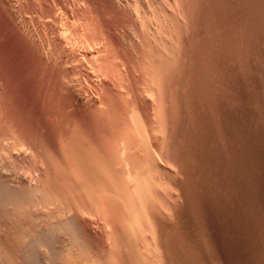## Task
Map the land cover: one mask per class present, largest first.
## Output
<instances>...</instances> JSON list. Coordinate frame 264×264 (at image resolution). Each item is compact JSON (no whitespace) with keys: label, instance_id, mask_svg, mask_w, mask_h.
<instances>
[{"label":"bare ground","instance_id":"1","mask_svg":"<svg viewBox=\"0 0 264 264\" xmlns=\"http://www.w3.org/2000/svg\"><path fill=\"white\" fill-rule=\"evenodd\" d=\"M206 1L209 2V0ZM149 2L150 0H0V264H187L188 257L194 258L193 260L190 259L191 264H229L227 257H224L225 251L221 253L223 247L227 248L225 244L224 246L222 245L225 242L219 246V241L217 242L219 239L216 240V236L214 237V224L218 216L214 214L216 211L214 213L212 211L213 186L220 179L216 177L217 181H214L216 180L214 179V173L216 169H219L217 167L226 169V166L221 167L223 164L218 166L216 163L217 167H215L214 162L217 161L215 158L218 155H215L216 150L213 152L211 149H205L206 152L204 154L206 156L203 154L199 158L201 154L199 149L203 143H200L201 140L198 142L199 131L202 129H199L198 123L201 119L198 118L199 121H197L200 113L199 109H201L199 106L201 103L199 96L201 94L199 95L200 90L197 86L205 81H203L204 77L206 78L207 76V79H211V77L209 75L205 76L203 72L205 69L201 71L202 69L199 68L198 64L202 63L204 56L201 58L197 51L196 54L193 53L192 59H194V62L191 63L195 66L194 68L190 66L193 68L191 69L189 65L188 67L185 64L183 66L181 64V62L184 63L183 61L179 62L182 53H179V50L175 48L176 46L174 48L177 51L170 46L169 39V42H167L169 43L167 44L168 47L165 50V46L161 47L164 44L162 42L161 46H159L161 48L152 47L153 45H150L147 38L148 34L144 36L132 35V32L135 31L137 25L142 21L141 18H143V25L148 22L146 19L150 18L148 15L152 13L147 15L149 9L146 7L154 5L152 3L150 5ZM235 3L232 4L235 6ZM191 4L189 3V5ZM159 5H156V7H160L162 10L166 9V7L162 6L163 4ZM189 5L186 6L190 7ZM262 5L264 6V4ZM182 7L184 10L178 9V13L179 10H183L184 14H186V10L188 11L189 8L187 9L184 5ZM194 7L196 8L195 5ZM152 8L154 7L152 6ZM152 8L150 10H153ZM193 8H190L192 10L189 11H193ZM221 8L223 7L221 6ZM172 10L168 9L167 11H170L171 14ZM214 10L212 9L211 13ZM249 10L251 11V9ZM195 11L197 12L196 9ZM198 12L197 15L194 13L193 17L195 15L198 17L197 19H201L203 16L202 19H205L207 13L203 15L202 10ZM236 12L239 11L237 10ZM187 14L191 15L192 13L188 12ZM155 16L151 19H155ZM235 16H232V18L235 19ZM238 16L237 14L236 18ZM161 17H163L162 14ZM185 17L188 18L189 16ZM206 18L211 19L209 16H206ZM162 19L160 18L159 28L163 25ZM165 19L167 18L164 17ZM193 19L197 20L196 17ZM193 19L191 18V20ZM252 19L254 20V18ZM168 21L170 20L168 19ZM209 21L212 24L211 20ZM172 24L175 23L173 22ZM153 26L155 27V25ZM174 26L175 28L177 27V25ZM195 26L197 25L194 24ZM245 27L246 25H244L243 30ZM146 28L152 32L148 25ZM192 29L194 30L193 27ZM213 30L215 31L216 29L214 28ZM213 30L208 32L210 33L211 31L212 33ZM191 31L190 33L193 34ZM245 31L247 32V28ZM258 31H260L259 28ZM138 32L136 31V33ZM152 34L151 36H154ZM177 34H175L177 37L174 39L178 40L176 42H178L177 47H179L180 45L178 46V44L185 42L187 39H184L186 35L183 38L180 36L181 34ZM155 36L157 37L155 40H162L163 38V35ZM171 37L174 40L173 36ZM216 37L214 36V38ZM221 44L225 43L222 42ZM180 48L182 47L180 46ZM218 50V52H215L216 55L212 54L213 60L219 61L228 54L227 49L222 50L219 47ZM233 58H237V56ZM233 60L235 61V59ZM241 60L237 61L239 62L238 65ZM224 61L218 65L213 62L215 68L218 67L221 71L225 68L228 79H231L228 82V87H226V83L222 85L223 87L231 90L236 87V90L233 91H240L239 87L241 85L245 87L251 86L250 81L252 82V80L239 81L238 83V80H240L239 76L237 75V78L232 76L235 70L227 66V60ZM170 65L172 67H169ZM225 65L227 68L224 67ZM209 67L208 69L205 68L212 72L210 68L213 67ZM235 67L237 71V66ZM243 69L245 68L243 67ZM244 72L242 73L246 76L247 74ZM222 75L224 74L222 73ZM255 77L259 78L258 76ZM189 78L194 79L196 87L194 84L190 85L188 83ZM245 78L246 80L248 79L247 76ZM242 79L244 80V78ZM225 81L227 80L225 79ZM255 81L259 82L254 80V83ZM233 82L236 86L231 87ZM222 83L224 82L222 81ZM211 84L214 86V82ZM261 84L264 85L261 82L255 86L259 88ZM184 85H187L189 90L196 92L193 93L196 96L195 98L187 101L188 98L185 99L187 94L184 97L182 96L181 87ZM257 87L256 89H258ZM211 89L213 92V88ZM242 92L244 91H241V93L236 92L234 95V98L236 97L242 103L240 105L241 108L247 107L250 103L249 101H251L248 99L249 103H245L242 98L245 92L243 94ZM211 95V99H209L211 101L205 103V109L208 108L210 111L205 112L208 114L205 117L210 125H214L216 124V118L215 112L212 113V107L214 108L216 104L215 101L217 99L215 98H223V96L219 95L216 97L214 93ZM226 100L222 101L225 105L222 108L220 107L222 110L225 108L228 112L223 125L230 122L231 127H235V122L231 121L232 113H230L235 109L232 110L233 107H229ZM218 102L223 105L221 101ZM259 108L262 110L258 109L256 110L258 113L255 112L258 116L260 113H264L262 112L264 107ZM205 109L204 111H206ZM245 110L248 111L249 107ZM253 110L250 112L251 115L254 114ZM257 115L254 117L256 118ZM205 117L202 118L204 119ZM242 117L240 120H242ZM252 117L249 116L248 119ZM248 119L246 118V120ZM251 120L250 122H252ZM250 122L249 124H252ZM249 124L246 122L245 126ZM245 126L242 127L241 122L240 126L236 128L240 129ZM245 128L247 130V126ZM263 129L261 128V130ZM261 130V133L264 132V130ZM206 134L208 133L206 132ZM213 134L215 135L214 132ZM238 134L237 132L234 135ZM209 135L211 136V134ZM258 135L260 134L258 133ZM233 136L230 137L233 138ZM183 137L187 144H184L186 146L181 148L182 143L180 144V142H182ZM214 137L212 138L214 139ZM247 138L245 140H248ZM256 138L261 137H255V143L260 140ZM227 140L229 141V139ZM245 140L243 139V142ZM205 142V144L208 143L207 140ZM222 144L224 145V142ZM253 145L256 147L255 144ZM258 145L263 147L264 144L260 141ZM217 149L219 150V148ZM259 151L256 161H260L261 167L258 169L259 173H257V176L258 178L263 177L260 180V182H263L264 148H260ZM202 157L207 159H205V163L202 161L204 165H200L199 162ZM223 161L225 165H229L231 164L229 162H232L229 161L225 153ZM256 161L255 163H257ZM260 163H257V167ZM250 164V169H252V163ZM255 165L253 164V167ZM225 169H223L222 173L227 174V171L231 170L226 169L227 171H224ZM203 171L209 177V181H205L207 186H204L205 182L201 180L203 177L200 172ZM224 175H221V177H224ZM231 178H233L231 180L233 184L240 182L238 175H235V178L234 176ZM258 178L255 179L258 180ZM241 180L246 181L245 178ZM252 180L251 183L253 182ZM229 182L226 183L229 184ZM258 183L256 182L254 186H257ZM245 184L243 183L244 186ZM252 186H248L249 189ZM216 187H214V194ZM219 187H217L218 190H221V187ZM230 187L227 184L223 186V188L231 189V191L227 189L228 191L226 192L231 193V195H227H229L233 205H238L239 199L234 197L233 189ZM234 188L237 187L235 186ZM226 192L222 194L224 198L227 197ZM239 192L236 194L238 195ZM256 192H259V190ZM256 192L255 194H257ZM236 194L235 196H237ZM257 195H254L255 199L251 197L249 200L252 203L254 200V202L257 200L259 202L260 199ZM261 195L264 198V194ZM256 197L258 198L257 200ZM217 198L219 197L217 196ZM263 198H261L262 201H264ZM247 199L246 201L245 198L243 200L247 202ZM248 202L250 203V201ZM229 205H224V210ZM251 205L253 206V204ZM247 206L249 205L247 204ZM222 207L223 205L220 208ZM246 207H244V211L248 209H245ZM250 207L249 209L253 208ZM255 208L258 207L255 206ZM255 208L254 211L257 210ZM260 208L263 207H259L258 210ZM237 209L234 208V210ZM232 210L230 209V211ZM240 210L241 212L243 211L242 209ZM238 213L237 211L236 214ZM249 213L248 211L247 214ZM259 213L261 214V212ZM259 213L257 215L261 216L264 212L261 215ZM229 214L233 215L230 212ZM257 215L253 216L256 217ZM242 216L241 218L244 219L245 215ZM253 216H248V218ZM242 219L240 220L242 221ZM254 219L251 218V221ZM263 220L260 219L259 221L262 222ZM244 221L241 222L242 226L246 222ZM257 221L256 223L253 222L257 224ZM253 222L245 225L254 224ZM240 224H238V227ZM256 226L254 225L253 227ZM248 229L249 231L252 230ZM255 229L253 228V230ZM257 229L255 233L258 232ZM223 233L219 231V234ZM238 233L236 232L235 234L237 235ZM251 233L253 232L251 231ZM232 237L234 240V235ZM226 240L228 242L231 241L229 236ZM237 242L240 244L239 240ZM203 243L205 244L204 249L201 248L204 245ZM253 244L255 242L252 244L248 243L250 248H252L250 250L252 254L254 253ZM243 245L242 247L240 246L241 249ZM259 246L261 247V245ZM214 247L219 248H216L220 252L217 256L214 252ZM228 248L230 249V246ZM232 248L231 246V250ZM234 248L236 250L237 247ZM235 250L234 253L238 252V249L237 251ZM262 252L260 251V253ZM231 253L229 252L230 255ZM197 254V257L201 255L202 259L199 258L196 261L198 259L196 257ZM238 256V260L231 261L232 264H246V258ZM183 261L185 262L183 263ZM261 261L259 260L258 264L263 263V259ZM251 264L255 263L251 262Z\"/></svg>","mask_w":264,"mask_h":264},{"label":"rangeland","instance_id":"2","mask_svg":"<svg viewBox=\"0 0 264 264\" xmlns=\"http://www.w3.org/2000/svg\"><path fill=\"white\" fill-rule=\"evenodd\" d=\"M156 3H154V2ZM157 0H150V5H151V3L152 4H154V5H151V7L150 6H148V7H146L147 9H149L148 11H147V15L148 14H151V15H148V17H150V18H147L146 20H148V22H146L147 23V25L149 26V29L150 30H152V32H154V34H152V32L151 31H148V28H146L147 27V25H146V23H144V25H143V18H141L142 19V21L137 25V27H143V28H140V30H139V28H137L136 27V29H135V31L134 32H132V35H138V36H144V35H146V34H148V41L150 42V45L152 46V47H154V48H163L164 46V49L166 50V48L168 47L167 46V44H169L170 43V46H172V48L174 49V50H176L177 51V49L179 50V53H182V56H180V58H179V62H181V61H183L184 63H182L181 62V64L184 66V64L188 67V65H189V67L191 66H193V68H194V64L193 63H191V62H194V59H192V57H193V53L194 54H196L197 52H198V54L201 56V58L204 56V58L202 59V63L200 64H198L199 65V68L200 69H202L201 71H203V69H205V70H207L208 69V67L210 66V67H213V68H210L211 69V71L212 72H210V71H203L204 73H205V76L206 75H209L210 77H211V79L209 80V79H207V76H206V78L204 77V79H203V81L204 82H201L200 84H199V86H197L198 87V89L200 90L199 91V98H200V100H201V103H200V108L201 109H199L200 110V113L198 114V117H197V121H199V119H201L198 123H199V129L201 128L202 130L201 131H199L200 133H199V137H198V142H199V140H201V142L200 143H203L202 144V147H200V146H198V147H200V149L199 150H201L199 153H201L200 154V156H199V158L201 157V156H203V154L206 152L205 151V149L206 150H209V149H211V150H213V152L216 150L217 152L215 153V155H217V158H215V160H217L216 162H214L215 163V167H217L216 166V163H217V165L219 166L220 164L222 165L221 167H225L226 166V169L227 170H229V169H231L232 170V167H233V170L231 171H227L225 168H222V169H220V167H217V168H219L220 169V172L222 173L223 172V169H225L224 171H227V174L226 173H220L219 172V169L217 170L216 168V170H215V173H214V179H216V177L217 178H220L219 180H220V182L218 183V181H217V179L216 180H214V181H217V184H216V182H215V184H214V186H213V191H212V193H213V209H212V211H213V213L215 214V216H218L219 218H220V220H222V221H220V220H218L219 218L217 217V219H215V224H214V227H215V230H214V237L216 236V240L217 239H219V240H217V242H218V244H219V246H221V243H223V242H225V243H223L222 245L224 246V244H225V246L228 248V246H230V249L228 250L227 248H224L223 246V248L222 247H220V248H222L221 249V253L223 252V251H225V255H224V257H227V259H228V263L230 264H232V262L231 261H234L235 259H237V257H239L238 255H240V256H242V257H244V258H246L245 260H246V264H248L249 262V264H251V262L252 263H255V264H258V262H259V260L261 261L262 259H263V263H259V264H264V236H263V234H264V223H263V212H264V201H262L261 200V198H263L262 197V195L261 194H264L263 192L264 191H262L263 189H264V185H263V183H264V181L262 182H260V180L263 178H261L260 176V178H258V176H257V173H259V167H261V163H260V161H256L257 159H258V152H260L259 151V149L260 148H264V145H263V147L262 146H259L258 145V143L260 144V141H261V143L262 144H264L263 142H264V135L263 136H261L262 134H264V132H260V130H261V128L263 129L264 128V113H260L259 114V116L256 114V113H258V111H256V110H258V109H260V110H262L261 108H259V107H264V103L262 104V102L264 101V85L263 84H261V85H259L260 87L258 88L257 86H255L256 84L258 85V84H260L261 82L262 83H264V6L262 5V4H264V2H261V1H264V0H227V3H226V0L224 1V0H213V1H211V0H209V2H207L206 0H201V1H199V0H195L194 2L196 3H194L193 2V0H183L185 3H186V5L188 6L189 5V3L191 4V3H193V4H191V5H189L190 7H187L186 5H185V3L183 4V1L181 2L180 0H158L157 2H156ZM163 1H164V3H163ZM197 1H198V3H197ZM211 1V2H210ZM241 1V2H240ZM243 1V2H242ZM158 2H159V4L160 5H162V6H164V7H166V9L168 10H172V12H171V14H170V11L168 12L165 8V10L163 9H161L160 7H156V5L158 6L159 4H158ZM206 2V3H205ZM219 3V4H217V3ZM229 2V3H228ZM237 4H236V3ZM258 2V3H257ZM261 2V3H260ZM171 3V4H170ZM201 5H200V4ZM209 5H208V4ZM222 3V4H221ZM232 3H235V6H234V4H232ZM248 3V4H247ZM251 5H254V6H251ZM203 4V5H202ZM216 4H217V7H216ZM232 4V6L231 7H229V5H231ZM245 4V5H244ZM258 4H260L259 6H258ZM148 5V4H147ZM159 5V6H160ZM179 5H180V7H182L183 5H184V7H186L187 9H188V11L186 10V14H184L185 12L183 11L184 10V8L182 7V8H180L179 7ZM194 5L196 6V8L194 7ZM205 5V6H204ZM207 5V6H206ZM152 6L155 8H152ZM177 6V7H176ZM198 6H199V9H198ZM201 6H203V8H201ZM221 6L223 7V8H221ZM179 7V8H178ZM194 7V8H193ZM214 7V8H213ZM215 7H216V9H215ZM227 7H229V8H227ZM236 7H238V8H236ZM241 7H243V8H241ZM247 7V8H246ZM254 7H256V8H254ZM259 7V8H258ZM262 7V8H261ZM150 8H152L153 10H150ZM157 8V9H156ZM172 8V9H171ZM190 8H193L194 10L193 11H189V10H192V9H190ZM201 8V9H200ZM211 8V9H210ZM220 8V9H219ZM229 9V10H227V9ZM233 8H235V9H233ZM178 9H183V10H179V13H178ZM195 9L197 10V12H198V10H199V12L202 10L203 12H202V14L203 15H205L206 13H207V15H205V19H202L203 18V16H202V20L199 18V19H197L198 17L197 16H195V15H197V12L195 11ZM207 9V10H206ZM212 9L214 10L212 13H211V11H212ZM224 10V11H222V10ZM249 9H251V11H252V13L250 14V10ZM157 10H160V11H157ZM210 10V11H209ZM218 10H221V11H218ZM239 11V12H236V11ZM149 11H150V13H149ZM175 11H177V12H175ZM195 11V12H194ZM204 11H205V13H204ZM209 11V12H208ZM216 11H218V12H216ZM229 11V13H227ZM258 11H259V13H258ZM263 11V12H262ZM159 12H161V13H159ZM181 12V13H180ZM192 13L191 15H189V14H187V13ZM198 12V13H199ZM230 12H232V14H230ZM254 12V13H253ZM155 13V14H154ZM158 15H157V14ZM167 13H169V14H167ZM174 13H176L175 15H173ZM195 13V15H194V17H193V14ZM211 13V15H209ZM217 13V14H216ZM223 13V14H222ZM235 13V14H234ZM153 14H154V16L155 15H157V16H159L158 18H157V16H155V19H151L152 17H154L153 16ZM161 14H162V16L163 17H161ZM165 16H164V15ZM180 14V15H179ZM222 14V15H221ZM224 14H225V16H224ZM228 14V15H227ZM231 15V17H230V15ZM237 14L239 15L237 18H236V16H237ZM257 16H256V15ZM261 14V15H260ZM262 14H263V16H262ZM171 15H173L171 18H169ZM189 16V17H191L192 19L193 18H195L196 17V19L197 20H191V18H187V17H185V16ZM214 17H213V16ZM218 15V16H217ZM234 15H236L235 16V19L234 18H232V16L234 17ZM254 15H255V17H254ZM167 16V17H166ZM181 16V17H180ZM184 16V17H183ZM206 16H209V17H211V19L210 18H208L209 20H211V22H212V24L210 23V21L206 18ZM249 16V17H248ZM262 16V17H261ZM164 17L165 18H167V19H165L166 20V22H168L167 24H166V22H164L165 20H164ZM213 17V18H212ZM216 17V18H215ZM157 18V19H156ZM160 18L162 19V24L163 25H161V27L159 28L158 27V25L160 26V23H161V20H160ZM178 18V19H177ZM182 18V19H181ZM186 18H187V20H189V21H187L186 20ZM222 18H224V19H221ZM252 18H254V20L252 19ZM257 18H258V20H257ZM140 19V20H141ZM168 19L170 20V21H168ZM177 19V20H176ZM234 21H233V20ZM158 20H159V22H158ZM164 20V21H163ZM174 20V21H173ZM213 20H215L214 22H213ZM219 20V21H218ZM229 22H228V21ZM232 20V21H231ZM248 20V21H247ZM259 21V22H257V21ZM194 21H196V22H194ZM227 21V22H226ZM247 21V22H246ZM175 23V24H172V23ZM176 22H177V24H176ZM191 22V23H190ZM193 22V23H192ZM201 22H202V27H201ZM205 22V23H204ZM226 22V23H225ZM141 23H142V25H141ZM183 23V24H182ZM198 23V24H197ZM215 23V24H214ZM228 23V24H227ZM248 23V24H247ZM254 23V24H253ZM257 23H258V25H257ZM164 24H166V25H164ZM172 24V25H171ZM194 24L195 25H197L198 26V30H197V26H195L194 27ZM200 24V25H199ZM212 25V27H211V25ZM222 24H223V26H222ZM259 24H262V25H260L259 26ZM141 25V26H140ZM153 25H155V27L153 26ZM174 25H177V27L175 28V26ZM215 25V26H214ZM219 27H217V26ZM225 25V26H224ZM233 25V26H232ZM242 25H243V27H244V25H246V27H245V29L247 28V32L245 31V29L243 30V27H242ZM252 25V26H251ZM253 25H255V26H253ZM145 26V27H144ZM164 26H165V28H164ZM167 26V27H166ZM174 26V27H173ZM180 26V27H179ZM200 26V27H199ZM214 26V27H213ZM235 26V27H234ZM249 26V27H248ZM257 26V27H256ZM261 26H263V27H261ZM157 27V28H156ZM169 27V28H168ZM179 27V28H178ZM183 27V28H182ZM190 29H189V28ZM192 27L194 28V30L196 29V31H194L193 29H192ZM225 27H227V28H225ZM240 28V29H238V28ZM161 28H163V30H161ZM216 29L215 31L213 30V29ZM231 28H233V29H231ZM242 28V29H241ZM258 28L260 29V31H258L257 32V30H258ZM143 30V32H142V30ZM171 29H174V30H171ZM185 29V30H184ZM187 29V30H186ZM225 29V30H224ZM253 29V30H252ZM261 29H262V31H261ZM154 30V31H153ZM175 30H178V31H175ZM190 30H192L191 32H193V34L192 33H190ZM207 30V31H206ZM209 30H213L212 31V33H211V31H210V33L208 32ZM221 30V31H220ZM227 30V31H226ZM238 30V31H237ZM243 30V31H242ZM249 30V31H248ZM136 31L139 33H136ZM175 31V32H174ZM182 31V32H181ZM186 31V32H185ZM202 31H204V32H202ZM217 31V32H216ZM237 31V33H235ZM239 31H241V32H239ZM147 32V33H146ZM150 32V33H149ZM160 34H159V33ZM166 32V33H165ZM169 32V33H168ZM180 32V33H179ZM216 32V33H215ZM222 32H223V34H222ZM143 33V34H142ZM158 33V34H157ZM181 34L180 36H182L183 38L185 37V35H186V37L184 38V39H187L185 42H180L179 44H178V46L180 45L182 48H180V46L179 47H177V43L178 42H176V41H178V40H175L176 39V35L175 34ZM190 36V38H189V36L187 35V34ZM207 33H209V34H207ZM215 33V34H214ZM238 33H240V34H238ZM255 33V34H254ZM258 33H260V34H258ZM149 34H150V36H149ZM151 34L152 35H154V36H151ZM170 34H171V36H173V39L174 40H172V37L170 36ZM177 34V35H178ZM191 34H192V36H191ZM229 34H231V35H229ZM254 34V35H253ZM155 35H163V38H162V40H160V39H158V40H160V41H158V40H155L157 37L155 36ZM165 35H166V37H165ZM169 35V37H167ZM208 35V36H207ZM212 37H211V36ZM258 35V36H257ZM260 35H261V37H260ZM214 36L216 37V38H214ZM220 37V39H219V37ZM263 36V37H262ZM152 37H154V38H152ZM165 37V38H164ZM171 37V38H170ZM179 37V36H178ZM253 37V38H252ZM194 38H196V39H194ZM209 38V39H208ZM249 38H251V39H249ZM256 38V39H255ZM137 39V38H136ZM151 39H154V40H151ZM165 39V40H164ZM168 39H169V41H168ZM193 39V40H192ZM214 39V40H213ZM171 40H172V43H171ZM198 40V41H197ZM213 40V41H212ZM156 41V42H155ZM164 41V42H163ZM166 41V42H165ZM226 41V42H225ZM229 41H230V43H229ZM258 41V42H257ZM154 42V43H153ZM161 42L162 43H164L162 46H161ZM167 42H169V43H167ZM198 42H202V43H198ZM209 42V43H208ZM220 42V43H219ZM225 43V44H223L224 45V47H222L223 45L221 44V43ZM245 42V43H244ZM262 42V43H261ZM176 43V44H175ZM184 43H185V45H184ZM214 43V44H213ZM219 43V44H218ZM250 43V44H249ZM155 44V45H154ZM157 44H159V45H157ZM200 45V46H198V45ZM201 44H203L202 46H201ZM221 44V45H220ZM229 44V45H228ZM205 45H206V47H207V49H206V47H205ZM210 45V46H209ZM212 45V46H211ZM219 45V46H218ZM156 46V47H155ZM159 46H161V47H159ZM176 46V47H175ZM177 48V49H175V48ZM208 47H210L211 48V50L212 49H214V50H210V48H208ZM217 47V48H216ZM219 47H221V49L222 50H225V49H227L226 51H227V55H226V57L223 59V57H222V59L221 60H213L212 58L213 57H211L212 56V54L213 55H216L215 54V52L218 50V48ZM228 47V48H227ZM261 47H262V49H261ZM171 48V47H170ZM224 48V49H223ZM254 50H253V49ZM188 49V50H187ZM259 49V50H258ZM207 50H209V51H207ZM256 50H257V52H256ZM182 51V52H181ZM184 51V52H183ZM191 51H194V52H191ZM197 51V52H196ZM219 51V50H218ZM217 51V52H218ZM261 51H262V53H261ZM191 52V53H190ZM236 52V53H235ZM258 52H259V54H258ZM188 53V54H187ZM209 53V54H208ZM211 53V54H210ZM183 54H184V57H183ZM201 54H203V55H201ZM252 56H251V55ZM222 55V54H221ZM220 55V56H221ZM189 56L191 57L190 59H189ZM235 56H237V58H233V57H235ZM209 57V58H208ZM230 57V58H229ZM211 58V59H210ZM227 58V59H226ZM235 59V61L233 60V59ZM238 58H239V60H241V62L243 63H241L240 62V64L238 65V63L239 62H237V61H239L238 60ZM241 58V59H240ZM262 58V59H261ZM184 59V60H183ZM186 59H188V60H186ZM190 60H192V61H190ZM224 60H227L228 61V65L227 66H229L230 68H232V70H235L234 72V74L232 75V76H234L235 78H237V75L239 76V78H240V80H238V83H239V81L241 82V81H250V80H252V82L250 81V83H251V89H250V87H245L244 85H241V87H239V90L240 91H233V90H236V87H233V86H236V85H234V82L233 83H231V87H233V89L231 90V89H229V88H226V87H228V82H230V80L231 79H228L229 77H227L228 76V74H227V71L225 70V68L221 71V70H219L218 69V67L217 68H215V65H218V64H221L222 63V61L223 62H225ZM246 60V61H245ZM190 61V62H189ZM216 61V62H215ZM213 62H215L216 64L214 65L213 64ZM220 62V63H219ZM237 62V63H236ZM189 63H191V64H189ZM261 63V64H260ZM212 64V65H211ZM229 64H231V65H229ZM233 64V65H232ZM236 64V65H235ZM245 64V65H244ZM247 64H248V66H247ZM256 64V65H255ZM214 65V66H213ZM226 65L224 66V67H226ZM242 65H244L243 67L246 69H243V67H242ZM251 65V66H250ZM235 66H237V71H236V67L234 68ZM242 68H241V67ZM246 66V67H245ZM255 66V67H254ZM260 66V67H259ZM169 67H172L171 65L169 66ZM190 67V68H191ZM207 69H206V68ZM193 68H191V69H193ZM227 68V67H226ZM212 69H214V70H212ZM242 69V70H241ZM263 69V70H262ZM261 70V71H260ZM226 71V72H225ZM243 71H245L244 73H246L247 75V80H246V76H244L243 75ZM249 71V72H248ZM253 74H252V73ZM258 72H260V73H258ZM222 73L224 74V75H222ZM226 73V74H225ZM242 74V76L240 77V75ZM250 74V75H249ZM261 74H262V76H261ZM219 75V76H218ZM220 75H222V76H220ZM249 75V76H248ZM181 76V75H180ZM232 76H230V77H232ZM254 76V77H253ZM255 76H258L259 78V80L257 79V77H255ZM261 77H263V78H261ZM217 78V79H216ZM219 78V79H218ZM238 78V79H239ZM242 78H244V80L242 79ZM255 78V79H254ZM207 79V80H206ZM216 79V80H215ZM225 79L227 80V81H225ZM262 79V80H261ZM194 80V79H193ZM192 79H188V83L190 84V85H192V84H194L195 85V87H196V83L193 81ZM213 80V81H212ZM215 80V81H214ZM219 80V81H218ZM254 80H257V81H259V82H256L255 81V83H254ZM212 81V82H211ZM216 81H218V82H216ZM223 81L224 83H222L221 84V82ZM261 81V82H260ZM193 82V83H192ZM213 83L214 82V86H213V84H211V83ZM216 82V83H215ZM208 83V84H207ZM226 83V87H223L222 85H224ZM220 84V85H219ZM236 84V83H235ZM253 84V85H252ZM208 85V86H207ZM219 85V86H218ZM205 86H207V87H205ZM211 86V87H210ZM220 86H222V87H220ZM252 86H255V87H252ZM190 87H192V86H190ZM201 87V88H200ZM256 87L258 88V89H256ZM262 87V88H261ZM207 88H209V89H207ZM211 88H213V92H212V89ZM215 88V89H214ZM219 88V89H218ZM222 88V89H221ZM243 88V89H242ZM247 88H249L248 89V91H247ZM184 90V92H183V90ZM191 89V88H190ZM218 89V90H217ZM189 87H187V85H184L183 87H181V92H182V96L184 97V95L185 94H187L186 95V97H185V99H187V101L188 100H191V99H193V98H195L196 96H195V94H193V93H196V92H194V91H192V90H189ZM206 90V91H205ZM209 90H210V92H209ZM253 90V92H251ZM260 90V91H259ZM263 92H262V91ZM188 91V92H187ZM205 91V92H204ZM222 91V92H221ZM224 91V92H223ZM241 91H244V92H242V98H243V100L245 101V103H249L248 105H247V107H240V105H242V103H240V100H238V99H236V97L234 98V95H235V93L237 92H239V93H241ZM254 91H256V92H254ZM258 91V92H257ZM187 92V93H186ZM198 92V91H197ZM248 92V93H247ZM262 92V93H261ZM190 93H191V95H190ZM208 93V94H207ZM212 93H214L215 94V96L216 97H218L219 95L222 97L223 96V98H220V97H218V98H215V99H217L216 101H215V106H214V108L212 107V113L213 112H215L214 114H215V118H216V120H215V122H216V124H214V125H210L207 121H206V117H205V115H208V114H206L207 113V111L208 112H210L209 111V109L207 108V109H205V103H209L210 101H209V99H211V94ZM221 93V94H220ZM189 94V95H188ZM204 94H207V95H204ZM223 94V95H222ZM232 94V95H231ZM258 95V96H257ZM203 96V97H202ZM207 96H209V97H207ZM233 96V97H232ZM238 96H240V94H238ZM189 97H190V99H189ZM248 97V98H247ZM223 99L224 101H225V99H227L226 100V102L228 103L227 105L230 107H233L232 108V110L233 109H235L234 111L236 112H234V111H231L230 113H232V122H235V127H231V124H230V122L229 123H227V124H224L223 125V122H224V119L226 118V114L228 113L227 111H226V109L224 110H222L221 108H222V106H224L225 104L222 102L223 100H220V99ZM232 98V99H231ZM228 99H230V100H232V101H229ZM246 99V100H245ZM248 99H250L251 101H249ZM255 99V100H254ZM234 100V101H233ZM206 101V102H205ZM209 101V102H208ZM218 101H221V104H223V105H220V103L218 102ZM249 101V102H248ZM255 101V102H254ZM259 101V102H258ZM254 102V103H253ZM219 103V104H218ZM237 103V104H236ZM260 103H261V105H260ZM258 106H257V105ZM203 105V106H202ZM219 105V106H218ZM255 106V108H253L254 106ZM227 106V107H228ZM221 107V108H220ZM248 107H249V110L247 111V110H245V109H248ZM206 110V111H204V109ZM251 108V109H250ZM254 110H253V109ZM213 109H215V110H213ZM217 109V110H216ZM230 109V108H229ZM228 109V110H229ZM252 110L254 111V114H252L251 115V113L250 112H252ZM230 111V110H229ZM238 111V112H237ZM246 113H245V112ZM204 112V113H203ZM206 112V113H205ZM217 112V113H216ZM244 112V113H243ZM256 112V113H255ZM261 112V111H260ZM262 112H264V110L262 111ZM247 113L249 114L248 116H247ZM218 115V117H217V115ZM221 114V115H220ZM190 115V114H189ZM202 115V116H201ZM235 115V116H234ZM236 115H238V116H236ZM239 115H241V116H239ZM246 115V116H245ZM257 115V121H256V118L254 117V116H256ZM197 116V115H196ZM242 116H244V117H242ZM252 117V118H250V119H252L251 121L252 122H250V119H248V117ZM201 117V118H200ZM202 117H205L204 119L202 118ZM235 117H237V118H235ZM241 117H242V120H240L241 119ZM199 118V119H198ZM208 118V117H207ZM235 118V119H234ZM246 118L249 120V122L250 123H252V124H249V122H248V120H246ZM255 118V119H254ZM189 119H190V117H189ZM223 119V120H222ZM237 119V120H236ZM191 120V119H190ZM205 121V122H204ZM222 121V122H221ZM237 121V122H236ZM238 121H240V122H238ZM247 122V124H249V125H246L247 126V130H245L246 128V126H245V123ZM202 122V123H201ZM208 124H207V123ZM242 122V127L243 126H245L244 128H236L237 126L239 127L240 126V123ZM243 122H244V124H243ZM201 123V124H200ZM238 123H239V125H238ZM206 124V125H205ZM221 124V125H220ZM228 124H230V125H228ZM205 125V126H204ZM208 125V126H207ZM226 125V126H225ZM234 125V124H233ZM218 126V127H217ZM203 127V128H202ZM205 128V129H204ZM210 128V129H209ZM213 128V129H212ZM255 128V129H254ZM260 128V129H259ZM204 129V130H203ZM209 129V130H208ZM214 129H216L215 131H214ZM221 129V130H220ZM233 129V130H232ZM237 129V130H236ZM240 132H239V131ZM264 130V129H263ZM263 130H261V131H263ZM228 131V132H227ZM244 131V132H243ZM258 131V132H257ZM208 133V134H206L205 135V133ZM211 132V133H210ZM215 133V135H216V137H214L215 135L213 134L212 135V133ZM225 132V133H224ZM229 132H231L230 134H226V133H229ZM237 132L239 133L238 135H240L239 137H238V135H234V134H237ZM241 132H242V135H241ZM247 132V133H246ZM249 132H250V134H249ZM219 133V134H218ZM234 133V134H233ZM252 133V134H251ZM254 133V134H253ZM258 133L260 134V135H258ZM209 134H211V136L212 137H214V139L209 135ZM245 134V135H244ZM250 135V137H249V135ZM256 134V135H255ZM201 135H203L202 137H204V138H202L201 137ZM208 135V136H207ZM222 135H224V136H222ZM227 135H229V136H227ZM235 137H234V136ZM207 136V137H206ZM210 136V137H209ZM230 136H233V138L232 137H230ZM242 136V137H241ZM249 137V138H247V137ZM252 136H255V137H261V138H256V139H260L259 140V142H258V140H257V143H255V137H252ZM218 137V138H217ZM236 137H238V138H236ZM210 138H212L211 140H209ZM217 138V139H216ZM245 138H247L248 140H250V141H248V140H245ZM182 139V138H181ZM202 139H203V141H202ZM225 139V140H224ZM227 139H229V141L227 140ZM233 139V140H232ZM237 139V140H236ZM243 139L245 140V142H248V143H245V142H243ZM254 139V140H253ZM207 140V142L208 143H210V144H205L206 141ZM216 140H218V141H216ZM231 140V141H230ZM240 140V141H239ZM182 142H180V144H181V148H183L182 146H184V144H187L186 142H185V139H184V137H183V139L181 140ZM242 141V142H241ZM251 141H252V143L253 144H255L256 145V147H257V145H258V147L256 148L252 143H251ZM254 141V142H253ZM222 142H224V145L222 144ZM199 143V144H200ZM211 143H212V145H211ZM218 143V144H217ZM240 143V144H239ZM243 145H242V144ZM198 144V145H199ZM214 144H215V146H214ZM221 144V145H220ZM246 144V145H245ZM249 145V147H250V145H251V147L249 148L248 147V145ZM205 145V146H204ZM186 146V145H185ZM184 146V147H185ZM222 146V147H221ZM231 146V147H230ZM233 146H235V147H233ZM238 146V147H237ZM233 147V148H232ZM237 147V148H236ZM241 147V148H240ZM245 147H247V148H245ZM217 148H219V150L217 149ZM203 149H204V151H203ZM221 149V150H220ZM225 149V150H224ZM250 150H253V151H250ZM255 150V151H254ZM258 150V151H257ZM228 151H231V152H228ZM227 152V153H226ZM238 152V153H237ZM255 152H256V154H255ZM224 153H225V155L227 154V156H228V158H229V161H232V162H229V163H231V164H227V165H225L224 164V161H223V158H224ZM253 153V154H252ZM249 154V155H248ZM205 156H206V154H204ZM232 156V157H231ZM237 156V157H236ZM244 156V157H243ZM216 157V156H215ZM241 157H242V159H241ZM205 157L203 158L202 157V159H200V165H202L203 163H202V161L205 163ZM207 160V159H206ZM214 160V161H215ZM241 160H244V161H241ZM218 161H220L219 162V164H218ZM252 161V162H251ZM254 161V162H253ZM255 161L257 162V163H260L259 165H258V167H257V163H255ZM243 162V163H242ZM233 163V164H232ZM240 163V164H239ZM243 164V166H242V164ZM247 163V164H246ZM250 163H252V169H250L251 168V164ZM246 164V165H245ZM249 164V165H248ZM253 164H256L254 167H253ZM204 165V164H203ZM229 166V167H228ZM240 166V167H239ZM248 166H250V167H248ZM255 168H257V169H254ZM264 169V168H263ZM202 170V169H201ZM222 170V171H221ZM250 170V171H249ZM238 171V172H237ZM245 171V172H244ZM253 173H252V172ZM217 172V173H216ZM233 172H235L234 174H232ZM252 173V175H251V173ZM202 174V179L201 180H203L202 182H205V181H209L208 179H209V177H208V175L206 174V172L204 173V171L203 172H200V175ZM205 174V175H204ZM225 174V175H224ZM221 175H224V177L222 176L221 177ZM235 175L237 176H239V180H240V182H243L244 184L248 181V180H250L249 182H247L246 184H245V186L243 185V183H240L239 181H237V182H239L238 184L239 185H241V186H239L238 184H236V183H234V184H236V185H234L232 182H231V180L233 179V178H231V177H233L234 176V178H235ZM242 175V176H241ZM259 175V174H258ZM208 178H207V177ZM245 176V177H244ZM249 176V177H248ZM230 177V179L228 180V178ZM242 177V178H241ZM245 178V180L246 181H242L241 179H244ZM258 178V180H256V179ZM221 179H223V181H221ZM253 179V180H252ZM251 180L253 181L252 183H251ZM230 181V182H229ZM222 182H223V185H222ZM226 182H229V184L228 183H226ZM256 182L258 183H260L261 185V188H260V186H259V183L257 184V186H254V184L256 185ZM224 183H226L227 185H228V187H230V185H231V187L230 188H232L233 189V195H234V197H236L237 199H239V202H237L238 203V205H233L232 203H231V199H230V197H229V195H227V194H230L231 195V193L230 192H226V191H228L227 189H229V188H223V186H225L224 185ZM251 183V184H250ZM203 184V183H202ZM216 185H217V187H221V190L219 189L218 190V188L216 187ZM243 185V186H242ZM252 186V188L251 189H253L252 191H254V192H252L251 191V189H249V187H251ZM204 186H207L206 185V182L204 183ZM237 187V188H234V187ZM239 186V187H238ZM249 186V187H248ZM214 187H216L215 188V190L217 191H215V194H214ZM219 187V188H220ZM254 187V188H253ZM258 187V188H257ZM207 188V187H206ZM223 188V189H222ZM240 188H241V190H240ZM257 188V189H256ZM226 189V190H225ZM245 189V190H244ZM256 191H258L259 190V192H262V193H259V192H256ZM225 190V191H224ZM229 191H231V189H229ZM240 191V192H239ZM243 191V193H241ZM223 192H226L225 194H226V198H224V195H222V194H224ZM237 192H239V193H241V194H239L238 193V195L236 194ZM255 192L258 194H255ZM206 193V192H205ZM237 195V196H235V194ZM250 193V194H249ZM254 193V194H253ZM219 197V198H217L216 199V197L217 196ZM243 195H245V196H243ZM250 197H249V196ZM254 195H257L258 196V198L260 199L259 200V202H258V198L256 197V202H254L253 201V203H252V201L251 200H249V199H251V197H255ZM259 195H260V197H259ZM246 196H247V198H246ZM207 197V196H206ZM214 197H215V200H216V202H215V200H214ZM239 197H243L242 198V200H241V198H239ZM223 198V200H221ZM245 198V201H246V199H247V202H245L243 199ZM255 199V198H254ZM264 199V198H263ZM218 200H220V201H218ZM229 200V201H228ZM231 200V201H230ZM240 200H241V202H240ZM253 200V199H252ZM223 201V202H222ZM227 201H228V203H227ZM237 201V200H236ZM248 201H250V203L248 202ZM220 202H222V203H224V204H222V203H220ZM231 203V204H230ZM259 204V205H255V204ZM261 203H262V205H261ZM219 204V205H218ZM226 204L227 205H229L227 208H229V209H227V208H225V210H224V205L226 206ZM242 206H241V205ZM249 205V206H247L246 207V205ZM251 204H253V206L251 205ZM218 205V206H217ZM223 205V207L222 208H220L221 206ZM232 205V206H231ZM256 207H263V208H260L259 210H258V208H255V206ZM261 205V206H260ZM250 206H252V207H250ZM244 207H246L245 209H249V207L250 208H252V209H247L250 213L249 214H247L248 213V211L247 210H245L246 211V213H245V211H244ZM234 208L236 209V208H238L237 210H234ZM254 208L255 209H257L258 210V213L259 212H261V216H259V215H257L258 213H257V210H255L254 211ZM230 209H233L232 211H230ZM240 209H242L243 211V213L241 212V210ZM221 210H223V211H221ZM219 211H221V212H219ZM225 211V212H224ZM234 211V212H233ZM239 212L238 214H236V212ZM223 212H224V214H223ZM229 212L230 213H232L233 215H231V214H229ZM255 214H254V213ZM257 213V214H256ZM223 214V215H222ZM229 215L228 217H226L227 215ZM221 215V216H220ZM242 215H245L244 216V219H242L241 217H243ZM253 215H257L256 217L255 216H253ZM215 216H214V218H215ZM238 216V217H237ZM248 216H253V217H249L248 218ZM259 216V217H258ZM221 217H222V219H221ZM254 217H255V219L256 220H258L257 221V224H255L256 223V220L254 219ZM224 218H226V219H224ZM228 218V219H227ZM246 218V219H245ZM251 218H253L254 220V222L253 221H251ZM261 220H263L262 222L261 221H259L260 219ZM224 219V220H223ZM240 219H242V221L243 220H245L244 222H245V224H248L250 221V223H254V224H251V225H257L256 227L258 228H256V227H253V226H251V225H245L244 224V222H243V226H242V221L240 220ZM216 220H218V221H216ZM237 221H239V222H237ZM241 221V222H240ZM217 222V223H216ZM225 222V223H224ZM259 222V223H258ZM235 223V224H234ZM241 223V224H240ZM249 223V224H250ZM230 224V225H229ZM238 224H240L239 225V227H238ZM260 224H261V226H260ZM227 225H229V226H227ZM225 226H227V227H225ZM245 226V227H244ZM246 226H248L247 228H246ZM244 227V228H243ZM233 228V229H232ZM239 228V229H238ZM248 228H250V230L253 232V233H251V231H249V229ZM253 228L255 229H257V231L258 232H256L255 233V231H256V229L255 230H253ZM262 229V230H260V229ZM222 229V230H221ZM245 229V230H244ZM229 230H233V231H229ZM240 230H241V232H240ZM248 230V231H247ZM217 231H218V233H217ZM219 231H220V233H223V232H225V233H223V234H219ZM222 231V232H221ZM243 231H245L243 234H242V232ZM232 232H240V233H238L237 235L235 234V233H232ZM241 234V235H240ZM244 234H246V235H244ZM251 234V235H250ZM252 234H253V236H252ZM255 234V235H254ZM234 235V240H233V236ZM248 235V236H247ZM218 236V237H217ZM228 236H229V239L232 241H227L226 239H228ZM249 236H251V237H249ZM221 237V238H220ZM244 237V238H243ZM246 237V238H245ZM238 238H240V239H238ZM250 238H251V240H250ZM261 238V239H260ZM251 241H249V240ZM240 241V244H239V242H237V241ZM245 240H247V241H249V242H246ZM253 240V241H252ZM203 241H204V239H203ZM260 243H258V242ZM245 242V243H244ZM255 242V244H253L252 246H253V254H252V251H250V250H252V248H250V246L248 245V243H250V244H252V243H254ZM256 242H257V245H256ZM234 243V244H233ZM244 245H243V244ZM204 244V243H203ZM217 244V245H218ZM230 244V245H229ZM233 244V245H232ZM239 244V245H238ZM242 245H243V248L241 249V247H242ZM259 245H261V247L259 246ZM231 246L233 247L232 248V250H231ZM241 246V247H240ZM249 246V248H247ZM205 248V244L204 245H202V247L201 248ZM234 247H237L236 248V250H235V248ZM246 247V249H244ZM257 247V248H256ZM203 248V249H204ZM215 248V250H214V252H215V254H216V256L217 255H219L220 254V252L219 251H217L219 248L218 247H214ZM216 248H218L217 250H216ZM256 248V249H255ZM224 249H226V250H224ZM235 251H237V249H238V252H235L234 253V250ZM228 250V251H227ZM262 252V253H260V251ZM228 253H227V252ZM239 251H241V252H239ZM257 251H259V252H257ZM218 254H217V253ZM229 252H232L231 253V255L229 254ZM239 253V254H238ZM260 253V254H259ZM215 254L213 253V255L215 256ZM234 254H236V255H234ZM252 254V255H251ZM255 254H258V255H255ZM244 255V256H243ZM250 255V256H249ZM262 255V256H261ZM198 256V254L196 255V257ZM215 256V257H216ZM257 256V257H256ZM195 257V256H194ZM195 257V258H196ZM211 257V256H210ZM233 257V259H231ZM234 257H236V258H234ZM198 259H196V261L197 260H199V258L200 259H202V257H201V255L199 256V257H197ZM256 258H260V259H256ZM190 259L191 260H193L192 259V257H188V260L186 261V263L187 264H191L190 262ZM215 259V258H214ZM230 259V260H229ZM240 259V258H239ZM252 259H254V260H252ZM211 260H212V258H211ZM238 260V259H237ZM254 261V262H253ZM185 261H183V263H184ZM262 262V261H261ZM243 264H245V263H243Z\"/></svg>","mask_w":264,"mask_h":264}]
</instances>
